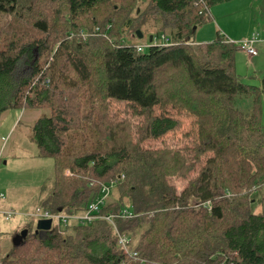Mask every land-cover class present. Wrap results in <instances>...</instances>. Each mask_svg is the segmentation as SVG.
Segmentation results:
<instances>
[{
	"label": "trees",
	"instance_id": "trees-1",
	"mask_svg": "<svg viewBox=\"0 0 264 264\" xmlns=\"http://www.w3.org/2000/svg\"><path fill=\"white\" fill-rule=\"evenodd\" d=\"M48 1L65 9L46 18L33 13L36 0H0V115L45 112L32 132L38 156L55 163L42 203L50 212L83 213L102 185L118 182L101 214L129 200L135 217L118 227L145 263L99 220L66 236L28 230L0 264H264V213L252 210L264 185V86L240 81L238 49L222 33L187 41L211 5L231 0ZM100 20L101 33L81 34ZM150 21L172 45L138 53L123 43L126 28ZM24 58L30 73L19 76ZM247 94L254 96L250 115L235 105ZM112 102L130 118L117 120ZM168 108L195 118L192 145L145 149L181 129ZM174 180L188 183L179 192Z\"/></svg>",
	"mask_w": 264,
	"mask_h": 264
},
{
	"label": "rangeland",
	"instance_id": "rangeland-1",
	"mask_svg": "<svg viewBox=\"0 0 264 264\" xmlns=\"http://www.w3.org/2000/svg\"><path fill=\"white\" fill-rule=\"evenodd\" d=\"M35 3L36 6L33 13L41 17L48 18L52 15V12L65 9V7L59 4H52V2H49L48 0H36ZM117 8L118 6H115V9ZM145 8L146 7H142V9ZM140 12L141 9L139 8L132 11L130 17L131 20L138 18ZM101 20L98 23L99 26L96 24V27H98L94 32L81 31V34L87 38L91 34L100 32L102 29L100 26L103 25ZM127 20L130 19L128 18ZM5 22L6 18H0V27H2ZM94 27L95 25H93V27L89 25L87 28L91 30ZM97 29H99V31H97ZM137 30L143 32V38L140 39L135 36ZM159 30V25L153 24L151 21L146 25H139V23H136L132 27L125 29L122 41L127 46H143L144 53H147L151 46L149 40L150 36L156 37ZM218 33L225 34L229 41L235 43H239L244 38H250L253 34L261 36V42L263 43L261 44L258 42L254 46L256 56H249L244 50L237 47L236 73L243 84L262 88L264 86V0H231L211 5L210 12L206 17L204 24L199 26L187 41L196 44L212 42L217 38ZM112 41H115L113 37ZM26 61L27 58H24L19 65L17 72L19 76L30 73ZM253 99V95H240L237 97L235 105L246 115H250L253 107ZM262 107V126L264 128V94L262 95ZM110 110L112 114L118 117L117 120H123L126 116L130 118V114L126 113V106L124 104L112 102ZM17 111H20L22 115L14 128L11 143H9L5 154L0 157V195L3 196V200H9L13 196L17 199L19 197L30 199L34 196L37 200L26 206V209L28 210L27 212L32 214L31 212L35 211L37 207H41L43 201L46 199L45 196L43 200H39V198L35 196L36 192H33L41 189L45 185L46 188L44 191H41V193L44 192L46 195L50 194L53 185L55 163L53 159L38 157L37 145L33 140V125L39 118L45 115V112L42 110L10 109L4 111L0 115V123L5 117L8 118L11 112L15 113ZM168 111L181 121V129L177 132L170 133L161 139L146 141L143 144L145 149H159L166 146L182 148L185 145H192L195 134V118L177 114L176 111L171 108H168ZM29 113L32 114L31 117H29ZM156 114H160V110L156 109ZM188 133L191 134L186 137L185 135ZM36 152L37 155H35ZM7 157H9V159H6ZM5 161L9 163L5 165ZM194 176L195 173L190 175V177ZM40 178L43 179L39 184ZM173 182L177 186L179 192L183 191L188 183L187 180H174ZM116 193V188H114L113 195L108 201L115 199ZM252 199L253 212L256 214L264 213V185L253 194ZM125 203V208L132 210L129 200H125ZM17 207L21 208V205L17 204ZM0 210L2 213L12 212L15 214L9 221L0 217L1 261V259L8 256L10 250L14 247L12 237L14 235H21L26 229L34 232L36 230L38 219L27 216L20 217L17 210H3L2 207ZM75 224V220L69 222L70 227L66 229L64 236L73 233L74 228H76V226H73Z\"/></svg>",
	"mask_w": 264,
	"mask_h": 264
},
{
	"label": "built area",
	"instance_id": "built-area-1",
	"mask_svg": "<svg viewBox=\"0 0 264 264\" xmlns=\"http://www.w3.org/2000/svg\"><path fill=\"white\" fill-rule=\"evenodd\" d=\"M111 26H107L106 32H109ZM99 31V29H97ZM259 42V35L253 34L250 38H244L239 43L233 42L236 47L244 50L249 56H255L256 50L254 48L255 44ZM151 47H161V46H170L173 44V41L166 34H161L159 37L152 38V42H150ZM135 49L138 53H144L143 46H135ZM1 161V159H0ZM66 174H69V171H66ZM124 177H120L119 179H123ZM118 182L113 180L109 184L102 185L101 195L92 203H90L87 209L83 213H71L68 214L66 212L60 213H52L44 207L36 209V211L31 215L33 218L40 220H52V228L58 229L63 235L66 232V229L69 228V222L71 220H75L76 224L73 226H86L91 225L96 221L103 220L105 221L112 231L114 232L119 246H121L129 256L138 259L141 263H145V260L139 259L138 254L133 252L130 249V239L126 236H123L118 227L119 220L132 219L135 217L132 210H128L123 208L118 212H109L108 214H101L102 208H104L108 199L112 197L114 188H117ZM3 196L0 195V199ZM203 207L211 208V202L203 203ZM15 214L12 212H4L2 213L0 210V217L5 218V220L9 221L13 218Z\"/></svg>",
	"mask_w": 264,
	"mask_h": 264
},
{
	"label": "crops",
	"instance_id": "crops-1",
	"mask_svg": "<svg viewBox=\"0 0 264 264\" xmlns=\"http://www.w3.org/2000/svg\"><path fill=\"white\" fill-rule=\"evenodd\" d=\"M224 36H225V34H224ZM261 41H262L261 36H259V42L262 44L263 42H261ZM23 110H27V109H23ZM30 110H38V109H30ZM21 115H22V113H20V111H17L15 113L11 112V114L8 116V118L5 117L3 119V121L0 123V147H1L0 148V157H2L5 154V151H6L7 147H8V145H9V143H11V139H12V136H13V133H14V128H15V126H16V124H17V122H18V120H19ZM28 115H29V117L32 116L31 113H29ZM4 140H6V141H4ZM35 155H37V152L35 153ZM31 157H32V155H31ZM6 159H9V157H7ZM7 163H9V162H7V161L4 162L5 165ZM42 179L41 178L39 179V184L42 181ZM37 184H38V181H37ZM45 188L46 187L44 185L41 189L36 190V191L33 192V193L36 192L35 196L38 197L39 200H43L45 198V196L46 197L48 196V194L46 195L44 192L41 193V191H44ZM35 200H37V199L34 196L32 198H30V199H27V198H24V197L23 198L19 197L17 199V198H15V196H13L9 200L0 199V208L2 207L3 210H15V211L17 210L19 212L18 215H20V217L21 216L22 217H26V216L27 217H32L31 215L36 211V209L42 207V206L41 207H37L35 209V211L31 212L32 214L27 212L28 211L26 209V206H28L27 204H29V203L31 204V202H34ZM17 204H20L21 208L17 207ZM19 241H20V237L18 235H14L12 237V242H14V246L17 243H19Z\"/></svg>",
	"mask_w": 264,
	"mask_h": 264
},
{
	"label": "water",
	"instance_id": "water-1",
	"mask_svg": "<svg viewBox=\"0 0 264 264\" xmlns=\"http://www.w3.org/2000/svg\"><path fill=\"white\" fill-rule=\"evenodd\" d=\"M196 30H197V27H194L193 32H195ZM135 36L137 38H140L141 39V38L144 37V34H143V32L141 30H137ZM152 38H153V36H150V38H149L150 42H152ZM51 228H52V220H40L37 223V227H36V230L35 231H36V233L41 232V231H49L50 232L51 231ZM27 235H28V230L26 229V230H24L22 232L21 235H19L20 241H21V238L22 239H25L27 237Z\"/></svg>",
	"mask_w": 264,
	"mask_h": 264
}]
</instances>
